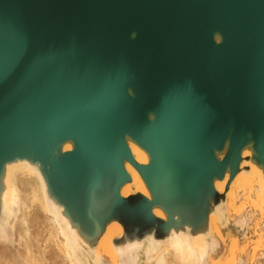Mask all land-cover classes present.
<instances>
[{"label":"water","instance_id":"water-1","mask_svg":"<svg viewBox=\"0 0 264 264\" xmlns=\"http://www.w3.org/2000/svg\"><path fill=\"white\" fill-rule=\"evenodd\" d=\"M63 140L48 181L81 216L120 201L125 158L154 203L196 216L246 142L264 165V0H0V167Z\"/></svg>","mask_w":264,"mask_h":264},{"label":"bare ground","instance_id":"bare-ground-1","mask_svg":"<svg viewBox=\"0 0 264 264\" xmlns=\"http://www.w3.org/2000/svg\"><path fill=\"white\" fill-rule=\"evenodd\" d=\"M214 40L219 43L221 39L215 35ZM148 118L153 119L151 115ZM124 140L135 163L147 165L150 157L146 150L128 135ZM227 147L228 140L213 151L217 160L226 155ZM73 148L72 141L63 140L50 145L42 156H13L3 162L0 264H51L48 261L55 262L57 258L64 264H208L212 254L225 246L221 228L230 217L244 230L252 220L251 207L264 204V165L258 161L249 141L239 151L235 174L229 177L228 165L220 179L213 177V192L206 196L202 209L192 218L170 216L154 203L150 189L126 158L123 168L128 179L119 185L120 201L103 204L100 214L93 218L83 217L65 204L48 181L50 165ZM252 189L255 194L251 207L235 209V200L246 195L242 199L248 202ZM134 194L150 202L151 215L138 204L128 205L129 196ZM41 225L47 227L45 237H48L43 242L39 241ZM226 250L221 264H235L236 241L232 240Z\"/></svg>","mask_w":264,"mask_h":264},{"label":"rangeland","instance_id":"rangeland-1","mask_svg":"<svg viewBox=\"0 0 264 264\" xmlns=\"http://www.w3.org/2000/svg\"><path fill=\"white\" fill-rule=\"evenodd\" d=\"M255 194V191L254 189H252V193L249 195L250 196V199L249 201L251 202H247L245 199V201L242 199L244 198L243 196L241 198H238L235 200L234 202V206H235V209H245V207H248L250 205V203H252V199L254 198ZM241 199V201H239ZM243 200V201H242ZM244 205H243V203ZM246 202V203H245ZM241 203V204H240ZM239 205V206H238ZM241 205V206H240ZM243 205V206H242ZM246 205V206H245ZM251 205L248 207L250 208ZM255 209V210H254ZM253 209V206L251 207V210H250V216H251V224H249L248 227L246 228H250L249 231H251V233H249V235H244V232H242L239 228V226L235 225L234 224V219H232V217H230V219L228 220L227 224L221 228V230L223 231V234L225 236V241L223 242V244L225 246H221L219 249H217V252H215L214 254H212L210 260H209V263L210 264H221L223 263L224 259L226 258V255H227V248L228 246L232 243V240H235L236 241V249H237V254L235 252V255H234V263L235 264H264V204L263 206L259 205L258 208H254ZM256 211V212H255ZM252 213H255V214H252ZM255 215V216H254ZM260 215V216H259ZM259 218V219H258ZM261 223V224H260ZM261 225V226H260ZM257 229H256V228ZM245 228V230H246ZM255 228V229H254ZM35 229V228H34ZM38 229H40L39 231V241L40 242H43L44 239H46L48 236L45 237V235H47V227L41 225ZM46 229V230H44ZM230 229V230H229ZM253 229V231H252ZM37 232V229H35ZM43 232V233H42ZM234 233V234H233ZM242 233V234H241ZM241 236V237H240ZM260 236V238H259ZM45 237V238H44ZM262 238V239H261ZM259 240V241H258ZM262 241V242H261ZM261 242V243H260ZM258 244H262L261 246ZM50 245H51V241H50ZM246 245V246H245ZM238 246V247H237ZM262 247V248H261ZM248 248V249H247ZM241 249V250H240ZM262 249V250H261ZM224 250V251H223ZM250 250V251H249ZM255 250V252H254ZM240 251H242V253H240ZM248 251V252H247ZM220 252V253H219ZM247 252V253H246ZM254 255H253V254ZM51 254H52V251H51ZM223 254V255H222ZM242 254V255H241ZM248 254V255H247ZM251 254L253 256H251ZM240 255V256H239ZM247 255V256H246ZM256 255V256H255ZM49 256V255H48ZM216 258H214V257ZM220 256V257H219ZM222 257V258H221ZM257 257V258H256ZM260 257V258H259ZM252 260H251V259ZM254 258V259H253ZM259 258V259H258ZM244 259V260H242ZM246 259V260H245ZM53 259H50L48 262L51 264L52 263H56V264H64V263H61V258H57L56 261L54 262V260L52 261ZM61 260V261H60ZM241 260V261H240ZM254 260V261H253ZM249 261V262H248ZM254 263H253V262ZM63 262V261H62ZM176 263V262H175ZM178 264L180 262H177ZM208 263V264H209ZM173 264V263H172ZM181 264V263H180Z\"/></svg>","mask_w":264,"mask_h":264},{"label":"built area","instance_id":"built-area-1","mask_svg":"<svg viewBox=\"0 0 264 264\" xmlns=\"http://www.w3.org/2000/svg\"><path fill=\"white\" fill-rule=\"evenodd\" d=\"M249 224H251V221L248 223V226H249ZM242 232H244V235L246 236V235H249V233H251V231H249V229L248 228H246V230L244 229V230H241Z\"/></svg>","mask_w":264,"mask_h":264}]
</instances>
